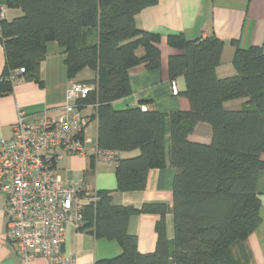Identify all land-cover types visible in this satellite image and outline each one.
Instances as JSON below:
<instances>
[{
	"label": "trees",
	"instance_id": "trees-1",
	"mask_svg": "<svg viewBox=\"0 0 264 264\" xmlns=\"http://www.w3.org/2000/svg\"><path fill=\"white\" fill-rule=\"evenodd\" d=\"M158 1L0 0L22 10L0 21L6 52L0 95L18 79L42 82L46 44L57 41L65 49L70 79L85 68L95 72L93 78L77 81L94 86L77 103L94 109L97 145L121 155L139 151L121 156L116 190L142 191L152 168L170 164L175 169L173 239L166 235L165 204L116 205L111 190H97L98 200L86 206L82 226L91 227L98 237L118 240L124 252L95 264H233L230 246L248 238L261 222L257 183L264 170V49L237 47L235 74L220 77V39L172 34L169 44L182 53L169 57V73L172 80L185 77L183 93L190 109L164 113L140 105L117 108L114 102L133 92L132 67L161 65L159 34L140 29L135 20ZM243 98L246 107L226 109V102ZM200 122L212 126L210 144L189 139ZM143 212L160 215L156 249L148 253L138 251L137 237L127 229L130 217Z\"/></svg>",
	"mask_w": 264,
	"mask_h": 264
},
{
	"label": "crops",
	"instance_id": "crops-1",
	"mask_svg": "<svg viewBox=\"0 0 264 264\" xmlns=\"http://www.w3.org/2000/svg\"><path fill=\"white\" fill-rule=\"evenodd\" d=\"M5 8V19L11 20L22 14L21 9ZM137 26L160 36L158 44L161 51V65L148 69L140 63L129 70L132 94L114 102L117 108L140 105L144 109H154L168 113L190 109V100L184 95L186 79L177 77L180 93H172L169 73V57L182 53L172 47L168 37L183 34L189 40L217 37L223 43L221 62L217 68L220 77L235 74L233 59L237 47L247 49L259 46L264 49V0H159L147 7L136 17ZM1 21V20H0ZM142 48L138 50L143 55ZM66 52L57 41L46 44V54L41 62L42 82L20 80L13 83L12 89L0 95V140L11 136V126L17 120L20 110L27 114L46 112L56 117L61 113L72 84L93 78H80L85 68L75 77H68L65 63ZM6 67V52L0 29V77ZM247 99H236L225 103L226 109L239 110L247 105ZM91 115V121L85 130L86 146L97 143L98 121L92 106L83 107ZM193 142L210 144L213 139L212 126L200 122L189 135ZM138 150L123 153V157L134 156ZM264 160V153L261 155ZM59 173L64 181L84 182L99 190H111L116 205L140 208L145 203H162L168 207L166 215V235L174 238L173 220V179L175 169L168 164L165 167L152 168L148 173L147 186L142 191H117L116 166L96 162L92 156L66 155L59 165ZM260 199L261 222L246 239L238 240L230 246L233 264H264V170L260 171L257 183ZM5 193L0 189V264H22L17 254L16 245L6 239ZM160 215L139 213L130 217L128 233L138 240V251L153 252L156 249V223ZM91 227L75 228L67 225L63 252L72 256L76 264H95L99 260L113 259L123 254L124 249L116 239L98 237ZM31 264H49L42 257L35 258Z\"/></svg>",
	"mask_w": 264,
	"mask_h": 264
},
{
	"label": "built area",
	"instance_id": "built-area-1",
	"mask_svg": "<svg viewBox=\"0 0 264 264\" xmlns=\"http://www.w3.org/2000/svg\"><path fill=\"white\" fill-rule=\"evenodd\" d=\"M4 17L5 8L0 7V20ZM171 87L178 95L176 80ZM93 89V85L74 82L56 117L20 110L11 136L0 140L5 236L16 245L22 264H31L38 257L49 264H76L75 258L63 252L65 230L67 225L82 227L85 208L98 200V191L87 183L62 179L59 165L65 156H92L96 162L119 164L120 151L101 149L97 143L86 146L91 115L77 101Z\"/></svg>",
	"mask_w": 264,
	"mask_h": 264
},
{
	"label": "rangeland",
	"instance_id": "rangeland-1",
	"mask_svg": "<svg viewBox=\"0 0 264 264\" xmlns=\"http://www.w3.org/2000/svg\"><path fill=\"white\" fill-rule=\"evenodd\" d=\"M90 76H95V72L92 71V70H90V71L87 72V73H82V74L80 75V78H86V77H90Z\"/></svg>",
	"mask_w": 264,
	"mask_h": 264
}]
</instances>
